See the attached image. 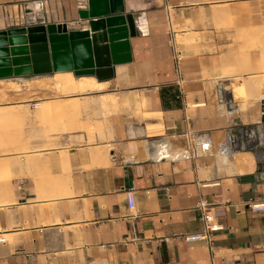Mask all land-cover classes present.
Here are the masks:
<instances>
[{"label": "crops", "instance_id": "1", "mask_svg": "<svg viewBox=\"0 0 264 264\" xmlns=\"http://www.w3.org/2000/svg\"><path fill=\"white\" fill-rule=\"evenodd\" d=\"M122 4L135 36L112 79L132 116L111 140L20 156L13 200L0 203V264H264V212L248 207L264 201V88L234 90L264 75V0ZM86 6L0 0V30L24 24L25 7L88 28ZM200 201L222 228L186 241L203 230Z\"/></svg>", "mask_w": 264, "mask_h": 264}, {"label": "water", "instance_id": "2", "mask_svg": "<svg viewBox=\"0 0 264 264\" xmlns=\"http://www.w3.org/2000/svg\"><path fill=\"white\" fill-rule=\"evenodd\" d=\"M78 15L88 28L69 30L63 22L47 23L25 7L24 24L0 30V80L63 71L98 82L114 78L115 65L131 61V14L124 13L122 0H87ZM261 110L264 122V99Z\"/></svg>", "mask_w": 264, "mask_h": 264}, {"label": "rangeland", "instance_id": "3", "mask_svg": "<svg viewBox=\"0 0 264 264\" xmlns=\"http://www.w3.org/2000/svg\"><path fill=\"white\" fill-rule=\"evenodd\" d=\"M19 18L17 16L13 19L20 21ZM22 20L24 22V15ZM52 74L4 81L22 84L35 78L51 77ZM68 99H73L79 105L69 109L61 106ZM130 99L126 90L116 85L115 79L109 80L103 91L71 96H64L54 89L30 88L25 85L18 90L3 88L0 83V109L7 106L3 108L7 111L0 113V203L13 200L21 155L28 152L61 151L59 147L62 144L78 148V144L85 142L83 134H86V142H93L95 136L99 140L113 139L116 118L122 114L124 119L129 120L132 116ZM49 103L55 106L40 109L41 104ZM68 146L65 150H69ZM8 147L25 149L1 151ZM104 148L108 154L110 146ZM4 199L9 201L3 202Z\"/></svg>", "mask_w": 264, "mask_h": 264}, {"label": "bare ground", "instance_id": "4", "mask_svg": "<svg viewBox=\"0 0 264 264\" xmlns=\"http://www.w3.org/2000/svg\"><path fill=\"white\" fill-rule=\"evenodd\" d=\"M0 83H2L3 88H10L14 90L20 89L22 85L28 86L30 88H47V89H54L58 93L64 95V96H71L73 94H83L87 92L92 91H103L106 89L109 81H103L98 82L94 77L92 76H74L71 72L63 71V72H55L51 75V77H40L35 78L29 81H26L25 83L19 84L15 81H4L1 80ZM240 89H234L235 95H242L246 94V89L252 90L254 88L261 90V88H264V75L260 76H253L249 78L248 80L243 83V86H239ZM246 88V89H245ZM246 90V91H245ZM258 91L260 93L261 91ZM40 103H37L39 105ZM79 103H76L73 101V99H68L66 102L63 103L64 108H71L78 106ZM48 106L54 107L55 104L49 103V105L41 104V110L46 109ZM7 106H2L0 109V113L4 114L7 109H3ZM40 140V139H38ZM25 149L24 147H8L4 148L3 151H16V150H22ZM91 155L96 158H101V151L98 148H94L90 151ZM63 161L67 162L66 157L64 155L61 156ZM65 158V159H64ZM3 202L9 201L8 199L2 200ZM1 201V202H2Z\"/></svg>", "mask_w": 264, "mask_h": 264}, {"label": "built area", "instance_id": "5", "mask_svg": "<svg viewBox=\"0 0 264 264\" xmlns=\"http://www.w3.org/2000/svg\"><path fill=\"white\" fill-rule=\"evenodd\" d=\"M127 204L129 208L133 206L132 195L130 192H127ZM198 207L202 213L201 218L203 221V230L200 233L185 235L184 239L186 241L204 240L209 242L211 233L220 230L222 227L216 220L215 213L209 211L208 203L200 201ZM248 207L254 212H264V201L257 203H249Z\"/></svg>", "mask_w": 264, "mask_h": 264}]
</instances>
